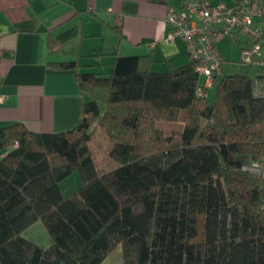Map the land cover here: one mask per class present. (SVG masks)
Instances as JSON below:
<instances>
[{
  "label": "trees",
  "instance_id": "trees-1",
  "mask_svg": "<svg viewBox=\"0 0 264 264\" xmlns=\"http://www.w3.org/2000/svg\"><path fill=\"white\" fill-rule=\"evenodd\" d=\"M246 66L259 70L217 75L210 102L191 59L152 73L141 57L117 56L107 75L76 73L84 100L72 129L0 126V264H102L116 249L122 264H264V178L245 170L264 157L262 67ZM94 127L115 163L106 171ZM73 173L80 186L65 197ZM36 222L46 247L24 236Z\"/></svg>",
  "mask_w": 264,
  "mask_h": 264
},
{
  "label": "crops",
  "instance_id": "crops-1",
  "mask_svg": "<svg viewBox=\"0 0 264 264\" xmlns=\"http://www.w3.org/2000/svg\"><path fill=\"white\" fill-rule=\"evenodd\" d=\"M207 1L211 6L224 3L227 7L239 2ZM170 10L182 12L181 1L0 0V126L21 123L34 133L72 129L81 118L84 100L76 73L107 75L117 56L141 57L152 73L188 64L186 44L180 39L166 41ZM192 21L196 27L202 26L194 16ZM253 26L262 24L256 19ZM230 34L223 35L237 48V54L239 48L231 36L241 45L250 44L242 33L231 30ZM65 61H76L79 67L49 65ZM250 70L257 73L259 68ZM206 93L208 99L209 91ZM36 230L42 234V242L35 238ZM24 236L41 247L49 245L40 222ZM114 253L102 264H122L121 256Z\"/></svg>",
  "mask_w": 264,
  "mask_h": 264
},
{
  "label": "built area",
  "instance_id": "built-area-1",
  "mask_svg": "<svg viewBox=\"0 0 264 264\" xmlns=\"http://www.w3.org/2000/svg\"><path fill=\"white\" fill-rule=\"evenodd\" d=\"M182 12L170 10L166 24L169 27L166 41L176 39L186 44L189 58L196 63V72L206 78V86L212 85L214 78L221 72V57L216 47L220 33L235 30L250 40L247 47L240 49L239 62L244 65L262 67L260 78H254L253 90L256 96L264 98V4L262 0H240L236 5L227 7L224 3L211 6L207 0H180ZM201 21L196 27L192 17ZM259 19L262 26L254 27V20ZM199 96H204L197 89ZM2 97L0 96V103ZM246 171L264 178V157L252 163Z\"/></svg>",
  "mask_w": 264,
  "mask_h": 264
},
{
  "label": "rangeland",
  "instance_id": "rangeland-1",
  "mask_svg": "<svg viewBox=\"0 0 264 264\" xmlns=\"http://www.w3.org/2000/svg\"><path fill=\"white\" fill-rule=\"evenodd\" d=\"M220 40L217 43V47L221 53L222 59H223V74L222 75H234V74H247L250 77L256 75L255 70H250L248 66L239 63L238 60V54H237V48L232 45L229 38L223 34H220L218 39ZM253 69V68H251ZM249 73V74H248ZM220 76V77H221ZM203 83V78L200 79ZM209 91L208 95V101L214 100L215 93H216V86L213 85L212 87H209L207 89ZM101 109L103 110V106L100 105ZM92 152L94 155L95 162L100 167V171H106L111 168H113L115 163L111 161L108 157V143L105 139L103 133H101V129L99 127H94V139L92 142ZM80 186V180L77 173H73L70 176H68L66 179H64L60 183V188L65 197L70 196L72 193H74ZM36 234L34 235L35 238L42 242V234L40 231L36 230ZM113 256H121L119 249H116Z\"/></svg>",
  "mask_w": 264,
  "mask_h": 264
}]
</instances>
